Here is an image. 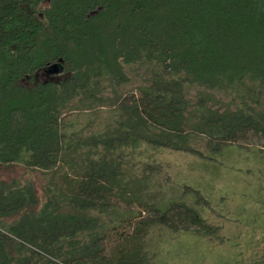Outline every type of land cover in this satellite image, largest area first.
<instances>
[{"label":"trees","instance_id":"obj_1","mask_svg":"<svg viewBox=\"0 0 264 264\" xmlns=\"http://www.w3.org/2000/svg\"><path fill=\"white\" fill-rule=\"evenodd\" d=\"M99 109L101 129L65 120ZM194 137L264 149V0H0V165L48 176L40 198L0 182V264H135L150 226L215 233L196 203L141 198L138 146L202 156Z\"/></svg>","mask_w":264,"mask_h":264},{"label":"rangeland","instance_id":"obj_2","mask_svg":"<svg viewBox=\"0 0 264 264\" xmlns=\"http://www.w3.org/2000/svg\"><path fill=\"white\" fill-rule=\"evenodd\" d=\"M187 90L194 106L201 103L217 109L229 107V101L216 92L192 87ZM65 118L76 128L87 126L85 132L101 129L112 121L107 109L79 115L70 113ZM191 145L202 156L144 144L138 146L134 158L152 156L158 168L154 174V166L149 163L152 165L150 186L147 196L141 198L149 202L167 195L196 203L200 215L216 228L215 233L201 235L193 231H171L162 225L150 226L138 240L143 255L136 263L264 264V149L249 144L218 149L207 147L204 140L195 137ZM11 179L31 180L40 198L48 176L16 164L0 165V182ZM126 261L125 264H134Z\"/></svg>","mask_w":264,"mask_h":264}]
</instances>
